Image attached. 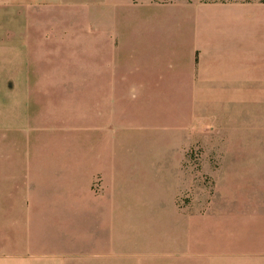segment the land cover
Wrapping results in <instances>:
<instances>
[{
	"label": "crops",
	"instance_id": "0c3cea01",
	"mask_svg": "<svg viewBox=\"0 0 264 264\" xmlns=\"http://www.w3.org/2000/svg\"><path fill=\"white\" fill-rule=\"evenodd\" d=\"M178 2L0 0L1 132L38 126L49 95L40 67H62L50 79L69 88L76 77L66 76L67 66L89 58L90 36L99 54L108 51L105 61L115 63L112 51L127 44L131 58L128 77L98 75L99 116L106 98L121 97L123 82L140 99L132 126L182 128L184 110L162 116L142 107L153 98H191L199 101L193 116L208 117L210 131L209 205H162L169 211L162 219L150 218L154 205H122L110 157L114 170L100 176L106 203L30 205V217L2 219L0 264H264V1ZM110 114L109 123L119 119ZM18 158L41 172V159ZM60 209L80 216L78 229L72 220L59 229Z\"/></svg>",
	"mask_w": 264,
	"mask_h": 264
},
{
	"label": "rangeland",
	"instance_id": "374dc122",
	"mask_svg": "<svg viewBox=\"0 0 264 264\" xmlns=\"http://www.w3.org/2000/svg\"><path fill=\"white\" fill-rule=\"evenodd\" d=\"M195 1L179 0L178 4L192 8ZM130 21L122 17V27H129ZM90 37L89 58L74 59L67 66L66 76L76 77L69 88H61L50 79L54 72L62 76V67H40L41 92L49 95L41 97L45 109L38 126L11 133L0 131V224L2 219L30 217L34 212L30 205L106 203L103 196L109 191L103 189L100 176L114 170L110 157L116 158L115 187H120L122 205H154L150 209L153 219H162L169 212L162 205H209L210 131L208 117L193 116L199 101L149 99L150 105H143V111L162 115L184 110L186 122L182 128L158 123L140 129L132 126L140 116V99L131 96L129 85L118 82L121 97L106 98L105 113L99 116V103L104 99L99 98L102 87L98 75L128 77L131 58L127 44L120 51H112L115 63L105 61L108 51L105 57L101 51L99 54L97 43ZM106 81L108 91L113 82ZM62 92L72 97H62ZM61 108L67 114H61ZM111 110L119 119L109 123ZM67 119L71 120L66 123ZM67 124L73 127L67 129ZM18 157L41 159V172L31 171L30 164ZM122 217H129L128 211H123ZM57 218L59 229L71 220L78 229L77 213L60 209ZM63 238L58 241L63 243Z\"/></svg>",
	"mask_w": 264,
	"mask_h": 264
}]
</instances>
